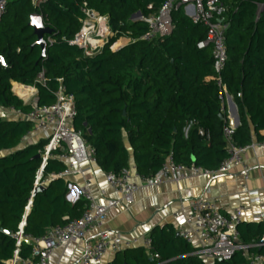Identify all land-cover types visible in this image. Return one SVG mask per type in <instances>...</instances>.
I'll use <instances>...</instances> for the list:
<instances>
[{"label":"trees","instance_id":"obj_1","mask_svg":"<svg viewBox=\"0 0 264 264\" xmlns=\"http://www.w3.org/2000/svg\"><path fill=\"white\" fill-rule=\"evenodd\" d=\"M219 1L227 7L229 25L228 60L220 77L239 116L233 141L245 147L254 137L264 142V12L257 20V7L264 5V0ZM165 2L49 0L36 10L30 0H10L0 23V57L6 64V68L0 64V108H13L24 115L32 110L12 92V82L35 88L38 106L52 105L62 86L75 97L74 130L94 149L104 172L118 174L133 160L136 171L149 177L171 153L177 164L217 170L227 157L224 128L229 120L219 98L213 49L197 47L205 39L206 28L194 24L179 9L172 14L175 28L171 35L148 43L141 40L147 24L131 20L136 13L143 18L158 14ZM85 6L108 17L112 30L109 42L91 56L69 44L85 19ZM36 13L52 31L45 36V58L29 26ZM124 38L129 41L121 44ZM42 73L44 84L38 82ZM191 121L196 125L186 136ZM200 128L210 132L208 142L199 136ZM30 130L27 120L0 118V264L13 258V236L30 201L25 234L33 238L81 218L86 210L83 199L68 201L70 190L65 180L51 178L65 169L55 158L42 172L41 182L49 183L33 193L41 168L37 156L45 142L21 147ZM237 229L245 245L261 244L264 238V221L241 223ZM149 239L150 249H125L108 264H205L173 226L155 228ZM31 252L32 245L23 244L21 257L27 259ZM251 252L264 254V246ZM213 264L248 262L236 253L230 260Z\"/></svg>","mask_w":264,"mask_h":264},{"label":"built area","instance_id":"obj_2","mask_svg":"<svg viewBox=\"0 0 264 264\" xmlns=\"http://www.w3.org/2000/svg\"><path fill=\"white\" fill-rule=\"evenodd\" d=\"M9 1L0 0V23ZM30 1L36 10H40L41 6L49 0ZM179 9H182L194 24L203 25L206 28L205 39L199 42L197 47L200 50L208 47L213 49V70L219 76V98L225 110L231 96L227 93L220 77L228 60L226 32L229 25L225 20L228 10L224 3L219 0H166L158 14L148 18L141 17V20L148 26V31L141 40L152 43L170 36L175 28L172 14ZM263 12L264 5H258L257 20ZM83 13L85 19L82 21L79 31L69 41V44L83 51L86 56H91L109 42L112 30L108 17L101 16L87 9L86 6ZM36 14L41 15L40 13ZM131 20L135 21L132 17ZM48 42L52 43L51 40ZM0 64L6 68L2 57H0ZM38 82L40 84L45 83L43 73L39 76ZM33 97H30L29 101L22 100L24 104L32 106V110L28 115H24L13 108L9 110L16 114L20 120H27L31 123V130L24 137L22 144L28 146V140L31 138H35L36 144L41 141L45 142L43 148L39 150L41 168L36 175L35 190L38 187H45L49 183V181L41 182L42 172L48 161L55 158L64 165L65 169L58 175H52L51 178L65 180L70 192H76L73 201L83 199L86 202V210L81 218L68 222L63 226L54 227L41 238H33L25 234L26 218L31 206L30 201L25 209L26 214L13 236L15 240L14 255L7 264H51L49 258L54 250L61 245L70 243H85L78 264H104V257L108 252L116 254L125 249L134 248L132 244L125 242L119 234H111L108 231L99 232L94 239L88 238L90 232L99 229L103 225L108 211L119 203L110 200L106 204H99L86 182L80 187L76 188L74 186L76 179L85 177L82 166L97 163L94 149L84 140L81 133L74 130L73 122L77 116L74 95L67 93L60 86L56 94V100L50 106H38L36 95ZM194 125H196L195 121L189 122L185 129L186 136L189 129ZM234 130L235 128L230 122L229 126L224 128L227 157L215 171L209 172L201 167H186L177 164L171 153L167 156L161 169L152 176L143 177L136 169L127 168L118 174L106 173V182L122 196V202L125 205H131L133 196L140 186L156 187L166 181L178 183L186 177L188 171L195 174L213 175L233 173L244 167L243 156L249 147L235 145L232 138ZM198 134L204 141L208 142L210 140L208 130L200 128ZM243 176L248 179L246 169L243 171ZM35 190L33 193H35ZM244 193L248 195L251 203L259 202L258 191L244 189ZM242 212L243 208L240 207L230 214L224 215L220 212L215 198L203 196L192 203L191 213L186 217L184 224L179 227L178 234L195 249L194 255L201 258L205 264L230 260L236 253H241L248 264H264V254L251 252L252 248H261L264 244L251 246L241 242V236L237 228L243 223ZM258 218L264 221V213ZM25 243L32 245V252L27 259L21 257L22 246ZM143 247L150 249L151 240H145ZM154 258L158 259V255H155Z\"/></svg>","mask_w":264,"mask_h":264},{"label":"crops","instance_id":"obj_3","mask_svg":"<svg viewBox=\"0 0 264 264\" xmlns=\"http://www.w3.org/2000/svg\"><path fill=\"white\" fill-rule=\"evenodd\" d=\"M122 41L121 44H124ZM11 85L12 92L19 99L29 101L34 95L37 98L35 88L17 82H12ZM17 89L28 94L22 98L16 92ZM225 113L230 124L236 129L240 122L237 123L238 112L232 97L228 99ZM0 118L6 121L19 119L9 109L3 108H0ZM35 144V138L28 140V145ZM126 146L131 151L128 143ZM21 147L25 145L22 144ZM243 164V168L226 175L195 174L188 171L186 177L178 183L166 181L156 187L140 186L133 196L131 205H125L122 196L107 184L106 172L97 163L85 164L82 166L85 177L76 179L74 186L77 188L86 182L99 204H106L110 200L119 203L108 211L103 225L90 232L88 238L94 239L99 232L108 231L111 234H119L134 248L143 247L145 240L149 239L155 228L170 225L178 232L179 227L191 213L192 203L203 196L215 198L220 212L224 215L241 207L243 223L261 222L263 220L258 217L264 213V142L253 138L243 156ZM129 168L135 169L133 160ZM244 169L248 172V179L243 176ZM244 189L258 191L259 202L251 203ZM74 196L76 192H70L68 201L74 203ZM84 247V242L61 245L54 250L49 261L51 264H78ZM114 256L115 254L108 252L104 257V264L111 262Z\"/></svg>","mask_w":264,"mask_h":264},{"label":"water","instance_id":"obj_4","mask_svg":"<svg viewBox=\"0 0 264 264\" xmlns=\"http://www.w3.org/2000/svg\"><path fill=\"white\" fill-rule=\"evenodd\" d=\"M141 17L142 16L140 13H136L132 16V19H134L135 21H142ZM33 19L37 20L36 24H34L32 22ZM29 26L33 29L34 35L37 37L36 45L42 49V58H45L46 57V49H47V42L45 41V36L50 35L52 33V31L45 26L43 17L41 15H37V14L32 15ZM221 118H223V117H221ZM237 123H239L238 116H237ZM37 158L40 159V155H38ZM43 189H44L43 187H38L35 190V193L42 191ZM68 199H70V198L68 197ZM4 233L9 235V236L11 235L10 231H4ZM261 244H264V238L262 239Z\"/></svg>","mask_w":264,"mask_h":264},{"label":"bare ground","instance_id":"obj_5","mask_svg":"<svg viewBox=\"0 0 264 264\" xmlns=\"http://www.w3.org/2000/svg\"><path fill=\"white\" fill-rule=\"evenodd\" d=\"M22 98L25 97L28 93L27 92H24L23 90H19L17 89L16 91Z\"/></svg>","mask_w":264,"mask_h":264},{"label":"rangeland","instance_id":"obj_6","mask_svg":"<svg viewBox=\"0 0 264 264\" xmlns=\"http://www.w3.org/2000/svg\"><path fill=\"white\" fill-rule=\"evenodd\" d=\"M127 41H128V39L127 38H124L123 41H122V43L125 44V42H127Z\"/></svg>","mask_w":264,"mask_h":264},{"label":"snow or ice","instance_id":"obj_7","mask_svg":"<svg viewBox=\"0 0 264 264\" xmlns=\"http://www.w3.org/2000/svg\"><path fill=\"white\" fill-rule=\"evenodd\" d=\"M34 24H36L37 23V20L36 19H33V21H32Z\"/></svg>","mask_w":264,"mask_h":264}]
</instances>
